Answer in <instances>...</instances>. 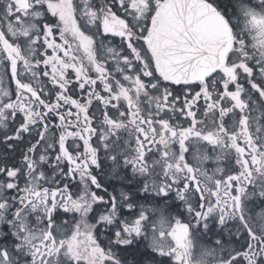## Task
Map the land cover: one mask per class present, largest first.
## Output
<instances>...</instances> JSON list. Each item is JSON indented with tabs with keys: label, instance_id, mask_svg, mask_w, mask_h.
I'll use <instances>...</instances> for the list:
<instances>
[{
	"label": "snow or ice",
	"instance_id": "snow-or-ice-1",
	"mask_svg": "<svg viewBox=\"0 0 264 264\" xmlns=\"http://www.w3.org/2000/svg\"><path fill=\"white\" fill-rule=\"evenodd\" d=\"M0 145V264H264V0H0Z\"/></svg>",
	"mask_w": 264,
	"mask_h": 264
},
{
	"label": "rangeland",
	"instance_id": "rangeland-1",
	"mask_svg": "<svg viewBox=\"0 0 264 264\" xmlns=\"http://www.w3.org/2000/svg\"><path fill=\"white\" fill-rule=\"evenodd\" d=\"M5 82L7 83V77H5ZM12 86H14V84ZM0 146H2V145H0ZM0 150L3 152V147H1Z\"/></svg>",
	"mask_w": 264,
	"mask_h": 264
},
{
	"label": "flooded vegetation",
	"instance_id": "flooded-vegetation-1",
	"mask_svg": "<svg viewBox=\"0 0 264 264\" xmlns=\"http://www.w3.org/2000/svg\"><path fill=\"white\" fill-rule=\"evenodd\" d=\"M14 87V86H13ZM1 147H3V146H0V149H1ZM3 151H4V149H3ZM0 153H3L1 150H0Z\"/></svg>",
	"mask_w": 264,
	"mask_h": 264
}]
</instances>
